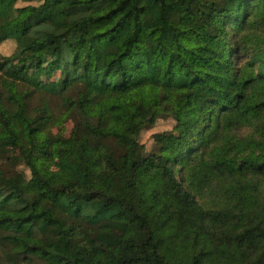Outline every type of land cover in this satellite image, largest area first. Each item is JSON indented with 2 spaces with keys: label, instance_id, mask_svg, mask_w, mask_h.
Listing matches in <instances>:
<instances>
[{
  "label": "trees",
  "instance_id": "16d2710c",
  "mask_svg": "<svg viewBox=\"0 0 264 264\" xmlns=\"http://www.w3.org/2000/svg\"><path fill=\"white\" fill-rule=\"evenodd\" d=\"M20 1L0 0V150L22 133L31 193L0 184V264H264V0Z\"/></svg>",
  "mask_w": 264,
  "mask_h": 264
},
{
  "label": "rangeland",
  "instance_id": "374dc122",
  "mask_svg": "<svg viewBox=\"0 0 264 264\" xmlns=\"http://www.w3.org/2000/svg\"><path fill=\"white\" fill-rule=\"evenodd\" d=\"M43 2L44 0H32L29 3L20 1L18 3V7H24L28 5L40 6L43 4ZM249 31L252 38H254V35H256L258 40L264 42V19L258 20L257 24ZM255 46L256 45H252L251 48H255ZM17 51L18 45L16 41L8 40L0 45V58L13 57L16 55ZM28 77L31 80H35L39 88L47 91L51 89V83L59 79V75L51 79L41 78L32 71L28 72ZM175 125L176 122L172 118L159 119L154 125L143 131L140 138V144L144 146L146 152H153L156 148L154 137L158 134L173 131ZM242 129V135H251L249 134V130H246V128ZM73 130L74 123L72 119L69 116L65 117L57 125L52 127V139L58 144H64L71 137ZM32 155L35 159L40 160L44 169L49 171L57 170L56 163L53 161L46 149L34 150ZM28 161L29 153L22 139V133L19 132L12 146L0 150V184L4 186H16L22 194H30L31 190L27 185L31 178V172L27 166ZM201 201L207 204V201ZM36 264L40 263L37 262Z\"/></svg>",
  "mask_w": 264,
  "mask_h": 264
}]
</instances>
